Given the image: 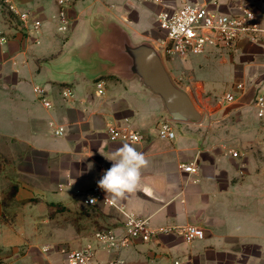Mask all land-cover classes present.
Listing matches in <instances>:
<instances>
[{"label": "crops", "instance_id": "obj_1", "mask_svg": "<svg viewBox=\"0 0 264 264\" xmlns=\"http://www.w3.org/2000/svg\"><path fill=\"white\" fill-rule=\"evenodd\" d=\"M16 2L39 16L42 26L28 36L0 9L4 264H63V247H81L101 227L122 231L124 216L116 207L103 198L87 204L85 198L112 166L106 157L123 143L142 152L149 164L142 169L141 187L118 204L147 218L152 229L196 225L205 237L187 241L168 231L120 251L99 250L100 259L119 255L125 264H264V116L257 115L254 103L264 94V33L258 42L241 38L233 47L196 59L189 69L183 66L184 74H194L189 92L197 105L216 98L219 82L230 84L227 93L235 96L230 103L238 105L215 106L210 122L175 121L176 137L167 140L157 134L164 116L160 99L139 81L110 73L101 48L115 23L135 40L160 41L164 34L156 13L181 0ZM240 2L253 7L264 26V0H220V10L233 11ZM238 83L243 90H237ZM41 91L50 107L40 99ZM233 113L246 120L215 121ZM110 125L137 130L143 139L112 138ZM60 126L62 134L57 133ZM220 130L230 133H215ZM190 161L199 165L196 173L179 167Z\"/></svg>", "mask_w": 264, "mask_h": 264}, {"label": "built area", "instance_id": "obj_2", "mask_svg": "<svg viewBox=\"0 0 264 264\" xmlns=\"http://www.w3.org/2000/svg\"><path fill=\"white\" fill-rule=\"evenodd\" d=\"M152 3L161 4L165 0H147ZM0 9L12 19L18 28L28 36L39 32L42 20L39 16L28 9L21 8L16 0H0ZM64 15V12H61ZM158 28L164 36L158 41L164 48L167 59H183L189 55L208 53L213 49L221 47H233L241 38H247L251 42H258L264 33L256 10L240 2L230 12L220 10V0H181V4L174 8H164L156 13ZM0 38L4 39L3 31L0 29ZM100 92L104 91L103 83L98 82ZM237 90L244 89L243 83L236 85ZM40 99L45 106L52 104L43 92ZM228 101L235 100L234 94L228 92L225 96ZM257 114L264 116V94H258L255 99ZM172 119L161 117L157 123V134L161 139L171 140L176 137ZM64 127L60 126L58 134H62ZM108 133L112 138H122L129 141L143 139V135L134 129L122 128L110 125ZM229 153L239 156V151L230 149ZM181 169L188 173H196L199 165L196 161L181 162ZM99 180H97L98 182ZM90 198H95V203H90ZM100 198L105 203L113 206L105 200L98 187L94 185L86 194L87 204H96ZM116 207L124 216L122 231L118 232L112 227H101L93 232V239L78 248L63 247V264H125L121 256L108 259H100L97 255L99 250L111 252L120 251L131 246L135 241H149L160 233L177 231L187 241H194L205 237V231L199 226L188 225L181 228L158 230L150 227L147 218L128 210L125 205L117 204ZM174 264H181L180 260H174Z\"/></svg>", "mask_w": 264, "mask_h": 264}, {"label": "water", "instance_id": "obj_3", "mask_svg": "<svg viewBox=\"0 0 264 264\" xmlns=\"http://www.w3.org/2000/svg\"><path fill=\"white\" fill-rule=\"evenodd\" d=\"M101 55L111 64L110 73L126 81L137 80L156 95L165 117L176 122H202L203 110L169 71L164 48L158 40H135L124 26L115 23L104 41Z\"/></svg>", "mask_w": 264, "mask_h": 264}, {"label": "clouds", "instance_id": "obj_4", "mask_svg": "<svg viewBox=\"0 0 264 264\" xmlns=\"http://www.w3.org/2000/svg\"><path fill=\"white\" fill-rule=\"evenodd\" d=\"M106 158L113 162L112 166L97 183L107 193L105 200L115 206L141 187L142 169L148 166L149 161L129 143H123ZM96 201L90 198V203Z\"/></svg>", "mask_w": 264, "mask_h": 264}, {"label": "rangeland", "instance_id": "obj_5", "mask_svg": "<svg viewBox=\"0 0 264 264\" xmlns=\"http://www.w3.org/2000/svg\"><path fill=\"white\" fill-rule=\"evenodd\" d=\"M205 54L207 53H202V54H193V55H189L181 60L179 59H167L166 64L167 67L169 69V71L171 72V74L173 75V77L175 78V80L182 85L183 87H185L188 91L190 89H192V79H194V74L192 75V73L190 74H184L183 72V66H186L187 69L190 68L189 65H192V63L196 60V59H202L205 57ZM185 71V70H184ZM192 71H194V69L192 68ZM193 76V77H192ZM233 81V80H232ZM237 81V80H236ZM189 85V86H188ZM230 89V84H226L225 82H219L216 85L215 91H216V98L213 100H203L201 103V106L198 105V107L203 110L204 112V118L202 120V122L205 121V118H207L208 122H210L212 120V118H210V112L214 109L215 106H226V107H231V106H237L238 104L236 103H230L231 101H228L225 96L227 94V90ZM231 92V90H229ZM195 95L197 94L196 92L194 93ZM234 101V100H233ZM203 105V106H202ZM256 107V106H255ZM257 111V109H256ZM258 115V114H257ZM260 117V116H259ZM221 120L215 119L216 122L222 121V122H238V123H243L246 120V117L243 114H232L229 116H225V115H221V117H219ZM245 119V120H244ZM258 121V120H257ZM215 133H219V134H227L230 133L228 131L225 130H220V131H216Z\"/></svg>", "mask_w": 264, "mask_h": 264}, {"label": "trees", "instance_id": "obj_6", "mask_svg": "<svg viewBox=\"0 0 264 264\" xmlns=\"http://www.w3.org/2000/svg\"><path fill=\"white\" fill-rule=\"evenodd\" d=\"M0 264H4V261L3 259L0 258Z\"/></svg>", "mask_w": 264, "mask_h": 264}]
</instances>
